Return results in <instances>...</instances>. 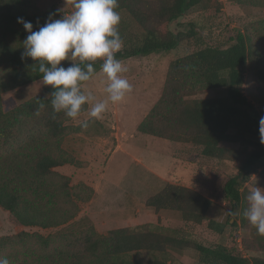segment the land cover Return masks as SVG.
Here are the masks:
<instances>
[{"label":"trees","instance_id":"obj_1","mask_svg":"<svg viewBox=\"0 0 264 264\" xmlns=\"http://www.w3.org/2000/svg\"><path fill=\"white\" fill-rule=\"evenodd\" d=\"M219 0H118L123 40L116 58L120 61L177 48L183 41L197 45L194 51L174 59L158 100L139 123L138 130L154 137L192 143L202 154L235 162L237 172L225 183L224 192L240 209L231 222L209 215L212 199L184 185L168 183L146 200L156 212L177 210L186 221L219 234L227 243L208 244L181 229H154L140 224L100 233L89 217L75 221L80 203L92 199L95 190L56 168L81 162L63 142L72 118L54 113L47 95H36L5 111L2 94L42 78L33 71L31 58L21 60L22 41L28 33L19 17L38 30L56 7L38 12L32 0H0V207L21 225L42 229L58 228L49 234L21 231L0 236V257L10 264H142L129 258L131 252L194 249L201 264H264V236L244 217L248 207L246 184L254 172L264 183V144L260 142L259 120L264 108L257 107L244 93L245 73L253 63L256 97H264V18L238 29L228 40H212L195 22H182L185 14L201 4ZM238 4L264 6V0H234ZM220 5V4H219ZM94 62V74L101 70ZM224 89L221 95L200 98L199 94ZM82 106L81 113L87 110ZM222 142L239 143L229 148ZM261 169L260 171H258ZM240 220V224H239ZM241 232L246 255L234 246ZM147 264H156L148 262Z\"/></svg>","mask_w":264,"mask_h":264},{"label":"rangeland","instance_id":"obj_2","mask_svg":"<svg viewBox=\"0 0 264 264\" xmlns=\"http://www.w3.org/2000/svg\"><path fill=\"white\" fill-rule=\"evenodd\" d=\"M32 1L38 12L50 7L60 9L63 15L74 11L71 0ZM218 2L193 7L181 21L195 22L202 32L218 41L228 40L238 29L245 30L253 20L264 18V6L238 4L234 0ZM195 49L197 45L194 41L185 40L170 51L122 60L127 71L120 75L128 80L133 90L126 94L123 101L115 104L106 92L109 81L101 70L81 84L85 94L91 92L95 102H106L107 107L97 120L89 117L92 105L88 104L87 110L70 121L79 130L69 129L63 142V147L81 164H66L56 168V171L69 176L72 185L83 181L95 190L90 201L80 203V213L75 221L89 217L100 233H107L113 228L152 224L154 229H181L211 245L227 243V238L223 239L216 232L186 221L180 211L166 209L156 212L146 204L150 196L172 183L188 186L211 198L209 215L213 218L233 222L240 215V209H233L224 192L226 181L237 172L233 160L207 157L202 154L199 145L162 139L138 130L139 123L161 94L170 63ZM61 63L68 67L73 62L66 60ZM49 86L39 79L11 89L2 94L3 109L8 111L36 95H47ZM243 88L252 103L264 108V97L255 96L252 62L245 73ZM224 92V89H215L198 97H213ZM84 122H87V127L82 126ZM221 144L235 149L240 147L239 143ZM256 176L257 172H254L246 184L248 190L256 186L264 188V183H258ZM57 229L23 226L0 207V236L21 231L47 235ZM129 258L142 264H201L194 249L170 248L164 253L141 250L131 252Z\"/></svg>","mask_w":264,"mask_h":264},{"label":"clouds","instance_id":"obj_3","mask_svg":"<svg viewBox=\"0 0 264 264\" xmlns=\"http://www.w3.org/2000/svg\"><path fill=\"white\" fill-rule=\"evenodd\" d=\"M74 11L60 18H49L33 30V24L19 17L28 35L22 41L21 60L31 58L38 67L33 71L42 74L45 85H51L52 108L76 119L86 103L91 104L89 117L100 119L106 111V102H95L91 92L85 94L81 84L94 74V62L102 61L101 71L106 74V92L113 104L124 100L132 92V85L121 73L127 71L116 53L123 47L118 31L121 17L116 9L118 0H71ZM72 61L65 67L62 61ZM78 61V62H77ZM87 127V122L82 124ZM260 142L264 144V117L259 120ZM246 199L248 207L244 217L254 226L257 233L264 236V188L253 187ZM0 264H10L6 257H0Z\"/></svg>","mask_w":264,"mask_h":264},{"label":"built area","instance_id":"obj_4","mask_svg":"<svg viewBox=\"0 0 264 264\" xmlns=\"http://www.w3.org/2000/svg\"><path fill=\"white\" fill-rule=\"evenodd\" d=\"M235 243L234 246H236L240 251L243 252V255H246V252L243 247V241L241 237V232L239 231V235L234 239Z\"/></svg>","mask_w":264,"mask_h":264},{"label":"crops","instance_id":"obj_5","mask_svg":"<svg viewBox=\"0 0 264 264\" xmlns=\"http://www.w3.org/2000/svg\"><path fill=\"white\" fill-rule=\"evenodd\" d=\"M215 219H216V217H215ZM219 220V219H218ZM102 233H106V232H102Z\"/></svg>","mask_w":264,"mask_h":264}]
</instances>
